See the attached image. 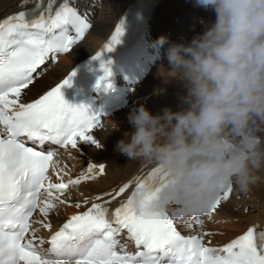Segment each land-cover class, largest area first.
<instances>
[{
	"label": "snow or ice",
	"instance_id": "6c2138e0",
	"mask_svg": "<svg viewBox=\"0 0 264 264\" xmlns=\"http://www.w3.org/2000/svg\"><path fill=\"white\" fill-rule=\"evenodd\" d=\"M54 2L20 0L22 10L0 19V264H264V229L258 225L212 247L203 242L207 233L182 235L167 212L154 210L152 201L168 175L159 165L135 178L134 191L118 207H108L111 200L96 201L102 196L115 200L132 181L114 195L92 197L90 207L69 216L47 239L36 235L40 227H52L45 221L57 204L66 203L62 197L70 185L105 172L103 164L89 163L76 178L64 180L57 170L54 146L77 149L78 142H89L100 147L92 130L101 116L90 117L63 98L61 88L70 86L74 70L39 98L22 99L49 56L55 57L57 49L69 52L90 27L69 0L53 12ZM30 3L31 8H24ZM122 32L118 23L105 51L119 43ZM92 59L109 74L101 52ZM230 191L231 184L223 185L205 208L193 214L196 223L227 200ZM122 231L134 243V252L121 244Z\"/></svg>",
	"mask_w": 264,
	"mask_h": 264
},
{
	"label": "clouds",
	"instance_id": "9594fccd",
	"mask_svg": "<svg viewBox=\"0 0 264 264\" xmlns=\"http://www.w3.org/2000/svg\"><path fill=\"white\" fill-rule=\"evenodd\" d=\"M215 20L190 41L161 36L169 79L182 82V106L127 116L130 133L114 150L167 172L152 206L193 217L231 184L248 193L264 181V0H193ZM113 130H118L116 127Z\"/></svg>",
	"mask_w": 264,
	"mask_h": 264
},
{
	"label": "bare ground",
	"instance_id": "6f19581e",
	"mask_svg": "<svg viewBox=\"0 0 264 264\" xmlns=\"http://www.w3.org/2000/svg\"><path fill=\"white\" fill-rule=\"evenodd\" d=\"M19 1L20 0H0V17L4 12L15 9ZM80 1L83 4L84 11L87 13L88 20L91 23L89 33L80 43L70 49L68 53L71 54L70 57H66L68 54L60 57L57 64L51 66L44 74H42L39 81L35 80L29 85L28 89L24 90L22 94L23 102H28L38 96L42 91L57 82L64 75L66 70L75 62L90 54L109 32L111 26L120 15L122 7L126 5L129 0ZM178 16H193L192 18L195 20L194 27L197 34L203 32L206 24H210L215 20L214 11L206 10L202 7H195L193 0H166L158 12V19L160 20ZM161 65H163L165 69H168L169 67L165 56L157 58L154 65L150 68L149 74L145 77L146 79L143 83L137 85L136 91L141 97L145 94H154L155 96H152V99L157 105L164 102L165 105H163V107L177 111L182 106L181 97L184 94L182 82L175 78L169 79L171 74L166 72L163 67L160 68ZM148 79H150V81L146 83ZM145 83H149L150 85L145 87L142 86L145 85ZM141 87L143 88L140 90ZM160 95L162 97L159 98ZM129 106L111 114L104 119L100 125H103L105 121H110L114 116L119 115L121 111L127 110ZM135 107L138 106H130L132 109ZM129 112L130 111L117 119H114L115 121H112L114 123V128H126L130 126L127 120ZM100 125L92 131V134L100 144V147H96V145L89 142H78L77 149L69 147L68 152L64 154L71 162H73L72 165H75L74 170H64L60 167L63 162L61 160H56L57 169H60V174L64 171H68L67 173L71 175H79L89 163H93L97 166L103 164L105 166V172L103 175H95V179L82 184V192H84L82 194H85L83 199H90L94 196L108 193L121 185L132 175L144 171L152 165L141 161H127V157L114 150V144H116L119 138L118 133L111 128H108V126L106 129L97 131V129L100 128ZM249 193L251 199L254 202L256 201V208H260V211L255 213L252 211V213L249 214H238L239 209L238 212L237 210H233L232 207L228 205L229 202L232 203L233 208L240 204L246 205L248 202H245L243 198L238 201L230 198L226 203L221 204L211 216V219L218 221V226H222L223 228L218 229L219 231L217 232V229L211 226L209 230H212L213 233L206 237V240H209L210 244L224 243L233 236V233H239L248 225L255 224L259 220L260 212L264 211V181L253 187ZM234 194H238V191H235ZM77 197L78 195H76V193L70 192L64 197V200L68 201V204H65L69 205L72 203L69 207H67V205L57 204V207L49 214L45 221L51 224L52 227L50 230L53 227L58 226L63 220L68 219L72 214L82 209L77 208L75 206L76 204L73 203L74 201L76 202ZM83 199H81L80 202H77L81 203L83 202ZM37 218L40 217L37 216Z\"/></svg>",
	"mask_w": 264,
	"mask_h": 264
},
{
	"label": "rangeland",
	"instance_id": "374dc122",
	"mask_svg": "<svg viewBox=\"0 0 264 264\" xmlns=\"http://www.w3.org/2000/svg\"><path fill=\"white\" fill-rule=\"evenodd\" d=\"M71 56V54H68L66 57H70ZM152 96H155L154 94H151V97H150V99H149V101L148 102H151V103H154V104H156L155 102H153V99H152ZM140 105H142L141 103H139V104H137L136 106H140ZM163 105H165V103L163 102L162 104L160 103V104H156V105H151L152 107H153V109L155 110V113L154 114H158V113H160V112H158V111H162L165 107H163ZM146 107V106H145ZM156 107V108H155ZM149 111H150V113H153L154 112V110H152V108H147ZM158 109V110H157ZM127 111H129V109L128 110H126V111H123V112H121V114H124V113H126ZM118 117V116H117ZM115 121V120H114ZM107 125H113V126H108V128H111L112 130H113V128H114V123H112L111 121L110 122H108V123H106ZM107 128V127H106ZM116 128V127H115ZM114 128V129H115ZM118 128V127H117ZM119 128H121V127H119ZM133 129H132V127L129 129V130H127V131H124L123 129H118V132L119 133H122V134H119L116 130H114V131H116L117 133H118V135H119V138L120 139H122V138H124L123 136H124V133H126V132H128V133H130L131 131H132ZM124 131V132H123ZM130 131V132H129ZM63 164V163H62ZM66 167H68V168H70V167H72L69 163H66ZM74 168H75V165H73V168L72 169H67L68 171L69 170H74ZM64 170H66L65 168H63ZM68 171H64L61 175H63V176H72L71 174H69V173H67ZM76 175H78V174H76ZM80 192H79V191ZM82 190H83V185L81 184L79 187H71L70 189H69V192L68 193H65L64 194V196L62 197L63 199H64V197H65V195H67V194H69L70 192H74V193H76V195H78V197H77V200H76V202L78 201V202H80V200L81 199H83V197H85V194H82V193H84V192H82ZM240 198H244L245 200H247V204L246 205H243V204H240V205H237L236 207H234V210H237V212H238V209H239V212H238V214H249V213H252V211H253V213H255V212H257L258 210L256 209V210H253V207H255L256 206V204L255 205H253V203H252V199L250 198V196H249V192H248V194L246 195H241V197ZM235 199H238V197H236ZM246 202V201H245ZM255 203V202H254ZM68 204V203H67ZM67 204H63V205H67ZM70 204H72V203H70ZM256 208V207H255ZM55 215V214H54ZM56 216V215H55ZM181 220V222H183V219H180ZM219 224L217 223V226H213L212 225V227H215L216 229H217V232L219 231L218 229H222L223 227L222 226H218ZM217 227H219V228H217Z\"/></svg>",
	"mask_w": 264,
	"mask_h": 264
}]
</instances>
